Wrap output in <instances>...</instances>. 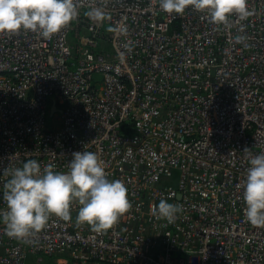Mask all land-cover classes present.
<instances>
[{"label": "built area", "instance_id": "1", "mask_svg": "<svg viewBox=\"0 0 264 264\" xmlns=\"http://www.w3.org/2000/svg\"><path fill=\"white\" fill-rule=\"evenodd\" d=\"M75 2L51 39L0 33V170L32 158L67 171L90 150L131 207L101 232L76 224V204L25 239L0 220V264H264L241 187L244 149L264 153V0L227 25L159 0ZM161 198L180 206L174 222L157 217Z\"/></svg>", "mask_w": 264, "mask_h": 264}, {"label": "clouds", "instance_id": "2", "mask_svg": "<svg viewBox=\"0 0 264 264\" xmlns=\"http://www.w3.org/2000/svg\"><path fill=\"white\" fill-rule=\"evenodd\" d=\"M167 13L182 14L186 7L206 12L210 20L227 25L229 15L245 20L251 13L248 0H159ZM100 8L88 15L103 16ZM78 16L75 0H0V33L15 34L21 30L51 39ZM243 40L244 37H239ZM249 154L246 177L241 185L245 218L264 227V153ZM3 201L0 220L8 236L25 239L47 226L51 216L70 222L71 206L78 205L77 225L88 224L96 232L106 231L131 207L123 181L109 179L103 161L90 150L73 151L67 171L55 165L42 167L37 159H27L18 166L3 168ZM180 206L161 198L156 206L160 219L174 222Z\"/></svg>", "mask_w": 264, "mask_h": 264}, {"label": "rangeland", "instance_id": "3", "mask_svg": "<svg viewBox=\"0 0 264 264\" xmlns=\"http://www.w3.org/2000/svg\"><path fill=\"white\" fill-rule=\"evenodd\" d=\"M33 258L29 259V263L28 264H39L38 262V258H34V260H32ZM43 261L41 262V264H68L67 261L63 258H60L59 256H51V257H43L42 258Z\"/></svg>", "mask_w": 264, "mask_h": 264}, {"label": "crops", "instance_id": "4", "mask_svg": "<svg viewBox=\"0 0 264 264\" xmlns=\"http://www.w3.org/2000/svg\"><path fill=\"white\" fill-rule=\"evenodd\" d=\"M32 260H34V258Z\"/></svg>", "mask_w": 264, "mask_h": 264}]
</instances>
